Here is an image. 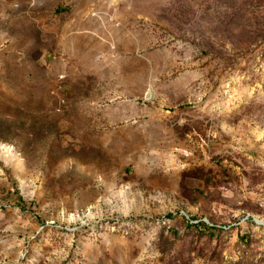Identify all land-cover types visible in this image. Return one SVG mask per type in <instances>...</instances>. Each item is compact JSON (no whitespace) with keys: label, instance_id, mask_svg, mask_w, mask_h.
Instances as JSON below:
<instances>
[{"label":"rangeland","instance_id":"1","mask_svg":"<svg viewBox=\"0 0 264 264\" xmlns=\"http://www.w3.org/2000/svg\"><path fill=\"white\" fill-rule=\"evenodd\" d=\"M0 264H264V0H0Z\"/></svg>","mask_w":264,"mask_h":264}]
</instances>
